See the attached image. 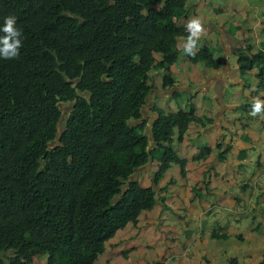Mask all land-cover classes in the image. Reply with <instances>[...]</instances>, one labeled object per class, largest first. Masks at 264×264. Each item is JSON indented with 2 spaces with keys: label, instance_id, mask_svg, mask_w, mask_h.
Here are the masks:
<instances>
[{
  "label": "trees",
  "instance_id": "16d2710c",
  "mask_svg": "<svg viewBox=\"0 0 264 264\" xmlns=\"http://www.w3.org/2000/svg\"><path fill=\"white\" fill-rule=\"evenodd\" d=\"M188 4L0 0V28L15 16L23 33L19 57L0 58V264H96L118 231L156 206L170 167L184 174L175 143L198 119L171 68L218 66L198 41L180 54ZM236 57L238 72L255 70L264 91V40ZM156 89L175 109H155L150 143L146 122L132 123ZM209 153L203 147L197 159ZM151 163L148 187L130 180Z\"/></svg>",
  "mask_w": 264,
  "mask_h": 264
},
{
  "label": "crops",
  "instance_id": "0c3cea01",
  "mask_svg": "<svg viewBox=\"0 0 264 264\" xmlns=\"http://www.w3.org/2000/svg\"><path fill=\"white\" fill-rule=\"evenodd\" d=\"M211 2L209 8L200 0L195 4L188 0L191 18L182 19L180 24L190 32L189 23L200 20L203 31L197 41L199 46L207 45L206 40L215 45L217 68L204 70L183 60L171 68L177 90L182 98L188 95L193 100L198 119L189 124L181 141L175 138V148L185 161L184 174L177 165L170 167L159 182L156 206L140 215L137 225L118 231L106 243L96 264L264 261V110L251 114L257 100L264 104V91L257 89L255 70L238 72L236 57L237 50L247 43L254 51L260 49L264 40V0ZM224 3L249 27L245 28L240 20L233 23L230 15L219 16L221 12L230 13ZM231 28L238 32L231 33ZM178 41L183 57L187 41ZM169 96L161 89L153 90L151 102L149 98L142 108L141 119L132 123L137 126L146 122L144 134L150 143L155 109L166 105L171 111L175 109L173 102H167ZM203 147L210 153L197 159ZM155 168L156 163H151L137 171L140 186L150 185ZM223 235L225 239L218 238ZM118 255L122 260L116 259Z\"/></svg>",
  "mask_w": 264,
  "mask_h": 264
},
{
  "label": "clouds",
  "instance_id": "9594fccd",
  "mask_svg": "<svg viewBox=\"0 0 264 264\" xmlns=\"http://www.w3.org/2000/svg\"><path fill=\"white\" fill-rule=\"evenodd\" d=\"M188 29L191 35L188 37L185 44V51L192 52L194 45H196L200 34L203 31L201 22L199 19L191 21L188 25ZM0 31L4 33L0 36V58L5 60L16 59L19 57L20 49L23 46V33L22 30L17 27V19L15 16H8L4 20V25L0 28ZM264 110V104L257 100L253 105L252 115L255 116Z\"/></svg>",
  "mask_w": 264,
  "mask_h": 264
},
{
  "label": "rangeland",
  "instance_id": "374dc122",
  "mask_svg": "<svg viewBox=\"0 0 264 264\" xmlns=\"http://www.w3.org/2000/svg\"><path fill=\"white\" fill-rule=\"evenodd\" d=\"M158 1H162V0H158ZM193 2L194 4H195V0H189V2ZM200 1H202V3L205 5V6H207V7H211L212 8V0H200ZM216 4V6H218V4L217 3H215ZM192 6H194V5H192ZM224 6H225V8H226V10H228L230 13L229 14H226V12H225V14L223 15V12H221L220 14H219V16H224V18H227V17H229V15H230V17H232V18H230L231 20L233 19L234 21H232L233 23H237V21L238 20H240V19H238V17L237 16H235L234 14H233V12H232V10L231 9H229V6L226 4V3H224ZM222 8H224V7H222ZM224 11H225V9H224ZM189 12H190V8L189 7H187L186 8V10H185V13L183 14V16H182V18H181V20L182 19H185V20H189L191 17H188L190 14H189ZM219 11H216L215 13H218ZM214 13V14H215ZM191 15H193L194 16V14H192V11H191ZM215 15H217V14H215ZM233 15V16H232ZM260 19H261V17H260ZM180 20V21H181ZM239 23H241V24H243L244 25V27L245 28H247V27H249V26H247L246 25V22L245 21H238ZM243 30V29H242ZM241 29H240V31H242ZM236 31H237V29L236 28H231V33H236ZM238 32V31H237ZM178 40H180V38L178 39ZM208 43H207V45L210 47V49L214 52V50H215V45H213L212 43H210L209 42V40H206ZM179 42V41H178ZM181 45H182V42L180 43ZM199 44V43H198ZM248 44V43H247ZM189 97L190 96H188V95H186V97H183L184 99H188L189 100ZM151 99H152V97H150V101H149V103L151 102ZM183 101V100H182ZM193 101V100H192ZM60 108H61V110L63 111V113L64 114H67V112H68V108H69V105H61L60 106ZM138 241H139V244L141 245V239H138ZM127 246L129 247V246H132V243H128L127 244ZM125 256H126V253H125ZM116 259L117 260H122V258L118 255V257H116ZM36 264H42L41 262H37ZM97 264H99V263H97Z\"/></svg>",
  "mask_w": 264,
  "mask_h": 264
},
{
  "label": "water",
  "instance_id": "95a60500",
  "mask_svg": "<svg viewBox=\"0 0 264 264\" xmlns=\"http://www.w3.org/2000/svg\"><path fill=\"white\" fill-rule=\"evenodd\" d=\"M136 177H137V171L135 172L134 176L130 180L134 181L136 180Z\"/></svg>",
  "mask_w": 264,
  "mask_h": 264
}]
</instances>
